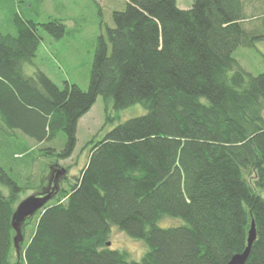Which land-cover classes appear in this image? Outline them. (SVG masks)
Masks as SVG:
<instances>
[{
  "label": "trees",
  "instance_id": "trees-1",
  "mask_svg": "<svg viewBox=\"0 0 264 264\" xmlns=\"http://www.w3.org/2000/svg\"><path fill=\"white\" fill-rule=\"evenodd\" d=\"M192 1L185 10L175 0H126L96 41L86 90L25 72L39 28L60 40L64 21L15 16L16 33L0 31V128L37 145L62 133L47 172L71 157L78 122L98 96L114 110H147L93 142L76 176L61 177L21 227L24 239L33 226L17 253L11 218L21 188L0 167L10 191H0V264H227L243 252L251 221L245 264H264V71L246 72L234 57L264 41V0ZM168 218L183 224L158 225ZM115 227L144 243L138 261L111 248Z\"/></svg>",
  "mask_w": 264,
  "mask_h": 264
},
{
  "label": "rangeland",
  "instance_id": "rangeland-1",
  "mask_svg": "<svg viewBox=\"0 0 264 264\" xmlns=\"http://www.w3.org/2000/svg\"><path fill=\"white\" fill-rule=\"evenodd\" d=\"M95 1L97 5L93 4L92 0H0V31L3 33H16L13 20L15 16L33 20L38 24L52 18L61 19L69 31L62 39L56 40L39 28L41 46L33 60V66L27 65L25 72L31 74L35 69H39L59 88H63L67 81L78 84L82 90L87 89L96 41L105 33L106 27H114L112 13L126 7V0ZM175 1L179 9L185 10L191 8L193 3L192 0ZM255 4L256 2L247 5L248 15L253 11L251 7H255ZM234 53L235 59L246 72L258 75L264 71V41L250 48L238 47ZM146 113L147 110L142 104H132L114 110L111 102L106 106L103 99L98 96L91 109L79 120L76 132L77 146L69 159L58 162L59 169L66 170L65 175L68 179L73 178L72 176H76L87 162L93 142L99 141L118 124ZM107 116L110 118L108 121ZM57 135L55 140L37 145L26 136L18 139L9 137L3 134L0 128V167L7 171L21 188L14 199L15 207L28 196L41 192L45 184L41 182V176L44 173L48 176L46 165L53 161L50 150L58 152L64 147L65 136L62 133ZM55 173L56 170L54 175ZM0 191L5 197L10 194L7 186L1 183ZM181 224H183L181 219L173 218L158 223L162 228L179 227ZM32 228V225L26 227L27 234L21 244L28 242ZM110 240L112 249L124 250L136 261L147 250L142 241L130 238L116 227L112 228Z\"/></svg>",
  "mask_w": 264,
  "mask_h": 264
},
{
  "label": "water",
  "instance_id": "water-1",
  "mask_svg": "<svg viewBox=\"0 0 264 264\" xmlns=\"http://www.w3.org/2000/svg\"><path fill=\"white\" fill-rule=\"evenodd\" d=\"M65 174L64 169H59L55 173V177H61ZM58 191V183L54 182L52 186L49 187V190L40 192L38 195H31L28 198L22 200L14 209V213L11 218L12 228L14 230L15 236L13 238V244L18 252L19 243L23 241V235L21 233V227L24 225L25 221L30 217L35 216L39 210H42L49 202L50 199ZM250 228L247 232L246 246L242 253L234 254L231 260L227 264H245L249 258L250 250L253 246V242L256 239L255 233V223L254 221L250 222ZM107 246H110V243H107Z\"/></svg>",
  "mask_w": 264,
  "mask_h": 264
},
{
  "label": "flooded vegetation",
  "instance_id": "flooded-vegetation-1",
  "mask_svg": "<svg viewBox=\"0 0 264 264\" xmlns=\"http://www.w3.org/2000/svg\"><path fill=\"white\" fill-rule=\"evenodd\" d=\"M47 184H46V186L44 187V190L43 191H45V190H49V187L50 186H52L53 184H54V182L56 183H58L59 182V180L61 179V177L59 176L58 178L57 177H55V175H54V170H51L50 172H48V176H47Z\"/></svg>",
  "mask_w": 264,
  "mask_h": 264
}]
</instances>
